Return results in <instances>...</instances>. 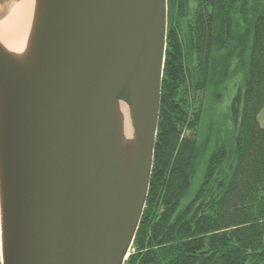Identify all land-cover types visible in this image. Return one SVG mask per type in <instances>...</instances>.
I'll return each instance as SVG.
<instances>
[{"label": "water", "instance_id": "obj_1", "mask_svg": "<svg viewBox=\"0 0 264 264\" xmlns=\"http://www.w3.org/2000/svg\"><path fill=\"white\" fill-rule=\"evenodd\" d=\"M17 1L0 0V20ZM36 1L28 53L0 44L1 262L125 264L154 164L168 0Z\"/></svg>", "mask_w": 264, "mask_h": 264}, {"label": "trees", "instance_id": "obj_2", "mask_svg": "<svg viewBox=\"0 0 264 264\" xmlns=\"http://www.w3.org/2000/svg\"><path fill=\"white\" fill-rule=\"evenodd\" d=\"M238 73L234 134L210 150L205 96ZM263 108L264 0H168L154 164L125 264H264Z\"/></svg>", "mask_w": 264, "mask_h": 264}, {"label": "bare ground", "instance_id": "obj_3", "mask_svg": "<svg viewBox=\"0 0 264 264\" xmlns=\"http://www.w3.org/2000/svg\"><path fill=\"white\" fill-rule=\"evenodd\" d=\"M10 13L0 20V44L12 55L21 56L28 53L32 46L31 35L36 22V0H19L12 3ZM5 7H0L3 12ZM119 116L118 135L123 147L133 143L134 126L130 115V107L125 101L116 103ZM125 159V158H124ZM0 246H2V217L0 196Z\"/></svg>", "mask_w": 264, "mask_h": 264}, {"label": "rangeland", "instance_id": "obj_4", "mask_svg": "<svg viewBox=\"0 0 264 264\" xmlns=\"http://www.w3.org/2000/svg\"><path fill=\"white\" fill-rule=\"evenodd\" d=\"M1 7V6H0ZM242 73L230 78L223 86L220 94L221 97H214L212 91H208L205 96V107L202 121L199 127V138L205 139L210 137V150L217 141L228 140L234 134V124L231 117V103L234 95L241 85ZM260 125L264 126V108L258 115ZM203 164H200L193 182L192 189L189 191L186 200L193 196L203 176ZM135 252L132 247L131 253Z\"/></svg>", "mask_w": 264, "mask_h": 264}, {"label": "flooded vegetation", "instance_id": "obj_5", "mask_svg": "<svg viewBox=\"0 0 264 264\" xmlns=\"http://www.w3.org/2000/svg\"><path fill=\"white\" fill-rule=\"evenodd\" d=\"M0 264H2V262H1V255H0Z\"/></svg>", "mask_w": 264, "mask_h": 264}]
</instances>
